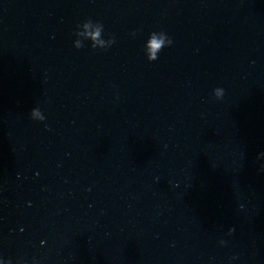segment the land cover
Here are the masks:
<instances>
[{"label": "clouds", "instance_id": "obj_1", "mask_svg": "<svg viewBox=\"0 0 264 264\" xmlns=\"http://www.w3.org/2000/svg\"><path fill=\"white\" fill-rule=\"evenodd\" d=\"M104 31V25L99 21H93L91 18L86 19L83 23L76 25V31L74 35L77 39L74 41V47L76 49H80L84 47V41H90L91 47L93 49H106L111 46L115 40L110 37L105 40L102 36ZM133 35H135L133 33ZM173 43L171 37L167 36V34L163 31L160 32H151L148 36L147 41L144 45L145 55L148 61H155L158 59V54L162 51L163 48L167 46H171ZM214 98L219 100L222 99L224 95V90L222 88L213 89ZM41 111L39 108H33L30 112V117L36 121H43L45 119L44 115H41ZM261 157H264V152H260L257 156L259 160ZM261 171H264V164L260 166ZM234 229H229V234H231ZM221 244L224 242L221 241Z\"/></svg>", "mask_w": 264, "mask_h": 264}]
</instances>
